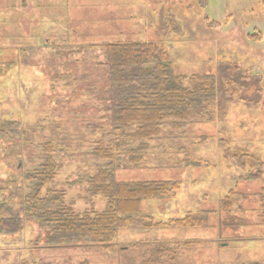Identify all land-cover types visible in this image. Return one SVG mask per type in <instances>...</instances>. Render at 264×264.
Here are the masks:
<instances>
[{
	"label": "rangeland",
	"instance_id": "rangeland-1",
	"mask_svg": "<svg viewBox=\"0 0 264 264\" xmlns=\"http://www.w3.org/2000/svg\"><path fill=\"white\" fill-rule=\"evenodd\" d=\"M6 1L0 0V125L18 121L19 131L0 141V202L15 207L34 193L25 175L53 156L60 167L49 194L43 192L47 204L57 206L62 191L77 210L105 208L88 183L109 164L94 155L99 140L109 141L104 92L93 76L99 43L155 40L177 73L216 74L221 86L224 64L241 70L235 96L221 93L220 103L202 105L179 129L169 121L144 153H129L138 147L131 142L119 150L118 180H173L180 188L143 201L135 224L120 230L108 251L76 246L73 238L46 241L56 234L29 210L22 232L0 234V264H264V172L261 181L249 180L250 170L233 157L239 148L264 170V0H121L116 8L104 1L8 0L14 10ZM140 154L142 161L131 163ZM226 197L230 213L222 206ZM187 216L195 223L173 221Z\"/></svg>",
	"mask_w": 264,
	"mask_h": 264
},
{
	"label": "trees",
	"instance_id": "trees-1",
	"mask_svg": "<svg viewBox=\"0 0 264 264\" xmlns=\"http://www.w3.org/2000/svg\"><path fill=\"white\" fill-rule=\"evenodd\" d=\"M97 47L101 62L98 64L99 70L93 75H96L94 85L104 92L101 101L109 123L105 131L109 141L99 140L94 155L97 159L108 160L109 164L91 176L88 183L92 195H102L105 199V208L77 210L75 202L73 207V202H67L62 191L55 198L58 205H48L49 199L43 192L48 190L49 194L60 167L54 157L49 156L44 166L25 175L26 182L34 183L31 196L24 195L17 207L12 202H0V234L22 232L24 214L30 210L41 225L43 222L50 225V234H56L54 239L48 236L46 241L73 238L74 242H79L76 246L108 251L118 232L135 224L143 201L170 197L180 188V182L173 180H118L114 166L116 159L124 153L119 150L124 151L122 147L131 142L138 144V147L132 146L129 153H144L148 142L160 137L169 121L172 120L173 127L179 129L202 105L210 101L219 102L221 93L235 96L238 92L234 84L236 73L241 68L237 64L223 65L224 90L216 74L187 77L177 73L167 49L155 40L105 41ZM18 127V121H4L0 125V141L17 134ZM49 147L53 153L54 148ZM228 150L226 146L224 152L229 153ZM233 157L237 166L250 170L247 176L249 180L263 179V164L256 157L239 148ZM130 161L138 165L142 161V154ZM231 204L230 197H226L222 202L224 212L230 213ZM262 211L264 213V194ZM194 220L187 216L173 221L190 224L195 223ZM162 251H157L159 257Z\"/></svg>",
	"mask_w": 264,
	"mask_h": 264
},
{
	"label": "crops",
	"instance_id": "crops-1",
	"mask_svg": "<svg viewBox=\"0 0 264 264\" xmlns=\"http://www.w3.org/2000/svg\"><path fill=\"white\" fill-rule=\"evenodd\" d=\"M14 2L15 1H17V0H13ZM23 1V0H22ZM26 1V0H25ZM65 1H67V0H65ZM88 1H104V3H109L110 5L112 4V6L114 7V8H116L117 6H118V4H119V2L121 1V0H88ZM7 2V4H8V0L6 1ZM69 2H72V4H73V2H74V0H69ZM36 3V2H35ZM47 5V4H46ZM23 7H25V5L23 6ZM7 10H14V5H7ZM108 8H110V7H108Z\"/></svg>",
	"mask_w": 264,
	"mask_h": 264
},
{
	"label": "flooded vegetation",
	"instance_id": "flooded-vegetation-1",
	"mask_svg": "<svg viewBox=\"0 0 264 264\" xmlns=\"http://www.w3.org/2000/svg\"><path fill=\"white\" fill-rule=\"evenodd\" d=\"M49 41V39H47Z\"/></svg>",
	"mask_w": 264,
	"mask_h": 264
}]
</instances>
